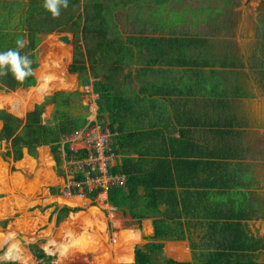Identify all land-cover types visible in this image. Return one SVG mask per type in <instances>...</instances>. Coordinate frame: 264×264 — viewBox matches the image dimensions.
Returning a JSON list of instances; mask_svg holds the SVG:
<instances>
[{
	"label": "crops",
	"instance_id": "1",
	"mask_svg": "<svg viewBox=\"0 0 264 264\" xmlns=\"http://www.w3.org/2000/svg\"><path fill=\"white\" fill-rule=\"evenodd\" d=\"M124 1L127 5L115 8L113 18V23L123 30L122 35L108 38L112 39V44L117 47L120 43L130 44V46H125V53L112 50L103 53L96 52L94 56V58L106 57L109 60H128V64H117L118 69L121 68L123 71L116 75L117 79L113 84L117 91L125 93L128 102L124 103L122 112L115 123L119 131L113 132L109 138L110 148L112 145L114 151L116 150L112 167L119 166L128 156L140 164L142 171H147L155 165V159L163 156L174 157L176 174L173 196L179 198L180 193L182 195L189 193L190 199L186 202L197 206L196 209L190 208L188 214L190 224L185 228V235L189 236L191 231L199 228L204 230L205 236H221V245L212 240L213 248L210 251L228 250L229 242L225 243L226 240L222 239V236L229 238L231 235H241L237 245L242 251H249L252 256L255 252H264V236L255 234V228L251 224L255 223V227L264 226V212H261L264 210V74L263 77L260 73L254 78L256 84H253L254 90L252 91V85L248 86L239 76L241 73L237 70L241 66L230 67L229 61H236L231 58L230 54L233 52L229 50V47L224 49L218 43L216 45L208 36L181 35L182 25H188L190 22L188 19L189 23H181L177 20L176 14L182 11V3L179 0H168L164 4H159L161 0H138L129 4L128 0ZM28 2L29 0H0V26L11 32L20 31ZM63 25L61 23L60 26ZM138 30L141 36H136L139 33ZM56 33L58 32L41 34L40 38L43 35ZM61 33V35H67L68 32ZM129 33L135 35L128 36ZM24 40L27 41V37ZM182 40L187 42L190 40V46L183 47ZM191 40L195 42L191 43ZM129 41L141 44L139 52L132 54L135 46L128 43ZM104 42L103 44L107 45ZM79 44L83 45L82 41ZM39 45L40 42L37 49ZM37 49V66L33 70L37 86L20 87L12 92L0 90V109L21 119L25 117L26 112L33 109L36 103H40L46 95L54 92L47 94L44 91L43 94L38 87L40 80L36 76V70L43 61L41 63L39 60ZM65 57L61 55L59 59L63 61ZM71 58L72 47L70 62ZM260 71L263 73V69ZM69 76L71 78L73 76L68 84L72 87L65 91H72L78 87L77 74L70 73L67 66V70L61 77L67 80ZM95 79L100 78L91 77L90 81ZM34 86L38 88V93L43 95L22 113V102L12 95ZM86 93L83 103L89 106L87 120L97 122V94L92 93L91 86ZM250 100L254 101V115L248 111ZM12 109L18 112L15 113ZM52 111L53 106L46 105L44 113L47 115L43 116V113L42 117L45 120L50 119ZM104 127L107 126L104 125ZM231 142H234L237 150L235 154L237 156L234 158L229 156ZM5 160H11L14 166L18 163L17 171L20 173L26 169L38 170V167L51 169L56 183L48 185L44 199L47 208H51L49 216L55 217V223L63 220L57 222L58 210L70 207L67 205L69 200L75 201L74 204L79 208V213H76L78 211L69 212L67 216L70 213L72 216L73 213L81 214L85 211L83 207L96 209L97 211L91 212L90 210L82 214H85V217L88 214L86 219L90 217L96 227L100 226V230H96L95 234V227L89 226L93 231L91 235L98 237L99 246L102 245L99 233L105 229L106 221L120 219L121 216L134 221V231H137L142 239L143 236L152 235L153 218L142 219L138 225L136 220L118 209L107 212L94 202L89 204L88 201V204L84 206L83 200L77 197L63 196L60 192V177L57 174V168L54 171L55 161L48 145L38 146L35 156L30 155L27 149L23 148V155L20 159ZM214 161L220 162L221 165L214 169L212 163ZM60 166L59 169H61ZM111 168L110 173H113ZM10 169L15 170L16 168L11 166ZM232 170L235 171V174H232L233 178H231ZM122 175L125 180V175ZM52 187H58V192L53 193ZM169 202H172V199L165 195L160 208L163 211L168 209V213L172 214L171 209L168 208ZM208 210H211V214L207 212ZM223 212L235 214L242 212L245 217L238 219V217L228 218L218 215ZM73 217L68 224L72 222ZM211 219L218 223L225 220L227 223L239 222L242 224L240 227L242 232L237 234L235 229L227 227L225 231L218 229L213 233L214 230L209 228ZM134 233L136 232L128 234V240L137 236ZM245 237L250 239L246 240ZM98 242L93 244L98 245ZM254 244H258V248H248ZM133 249L134 247L132 248V259Z\"/></svg>",
	"mask_w": 264,
	"mask_h": 264
},
{
	"label": "trees",
	"instance_id": "2",
	"mask_svg": "<svg viewBox=\"0 0 264 264\" xmlns=\"http://www.w3.org/2000/svg\"><path fill=\"white\" fill-rule=\"evenodd\" d=\"M138 0H128L137 2ZM168 0H161L159 4H164ZM27 9L24 10V20L20 31H10L0 26V52H6L9 49H15L17 39H25L27 37L26 46L19 49L21 55H28L32 60V69L37 66L36 49L40 42L41 34H49L53 32H68L72 35V58L68 65L70 73L77 74L78 87L72 91L57 90L46 95L40 103H36L32 110L26 112L23 119L0 109V141H5V151L2 153L4 159L11 158L13 161L20 159L23 155V148H26L32 156L36 155V149L41 145H48L53 155L57 174L60 177V186L64 183V174L59 169L61 164V138L64 135L82 128L88 122L89 106L83 103L84 95L87 94L84 89H80L85 85L91 86L92 93L97 94L96 104L97 115L96 120L101 125H106L111 135L115 132V126L119 115L122 112L124 103L128 102L125 93L117 91L114 87L116 75L123 69H118L117 64H128V60H109L105 58H94L96 52L117 51L125 53V46L130 44L120 43L117 47L112 39L108 37H119L122 35L116 24L113 23L115 17L114 10L118 6H126L124 0L117 2L116 0H68V7L60 9V16L53 18L51 13L43 8L44 0H29ZM63 23V26H60ZM260 36L262 37L259 48L260 65L264 73V13L259 19ZM136 36H141L140 30ZM135 34L129 33L128 36ZM82 41V44L79 42ZM106 41V42H104ZM190 42V40H188ZM107 43L106 44H103ZM189 42L182 40L183 47L190 46ZM195 40H191L194 43ZM204 42V41H203ZM135 46L132 54L139 52L141 44L138 42H128ZM131 51V50H130ZM129 52V48H128ZM99 63L101 65H99ZM229 65L241 66L230 60ZM116 66V67H115ZM262 74V72H261ZM100 78L90 81V78ZM263 77V75H262ZM36 80L34 74L29 76L23 83L16 82L11 73L5 77H0V90L12 92L20 87H29L35 85ZM51 104L53 111L51 118L45 120L42 114L45 106ZM119 131V130H118ZM233 135V134H231ZM230 157L237 155L234 142H231ZM65 158L69 159L74 156L69 152L67 145L63 146ZM111 150L114 147L111 145ZM235 151V153H233ZM214 169L221 163L212 162ZM225 164V162H224ZM187 165V164H185ZM133 169V171H132ZM113 173H122L125 180L121 184H115L108 188V201L116 207V209L128 214L132 219L136 220L140 225L141 220L145 218H153L152 235L143 236L144 243L135 245L133 249V264H264V261H257L253 258L251 252H244L238 248V240L241 235L222 236V239L228 243V250H213L207 253L201 263L193 261L191 252L188 251V236L185 235V228L189 226L190 220L188 215L190 208L196 209L191 203L186 202L190 199V194L186 193L177 198L173 196V187L175 186L176 161L174 157L163 156L155 159V165L147 171H142L140 164L136 163L131 157H125L119 166L111 168ZM235 174V171H231ZM82 174H79L81 177ZM53 193L58 192V187H52ZM189 192V191H187ZM97 190L90 194L94 198ZM165 195L172 199L168 208L172 214L168 213V209L161 210ZM169 195V196H168ZM1 196V195H0ZM78 207H63L58 210L57 222L64 219L69 212L78 211ZM211 214V210L207 211ZM213 215H215L213 213ZM219 216L241 219L245 215L240 213H218ZM209 228L214 232L226 230L227 227L235 229L236 233L242 232L241 223L223 221L218 223L211 219ZM7 220L2 222L3 227ZM214 235V234H213ZM208 238L220 243L221 236H209ZM244 238V237H243ZM246 238V237H245ZM250 238H246L249 240ZM235 240V241H234ZM217 244V245H218ZM172 247L178 256L166 255L167 247ZM258 244H254L249 249L258 248ZM35 263L33 264H57L54 262V255L47 254L37 243L28 244ZM21 260V259H20ZM0 264H25L13 261H0ZM127 264V263H126Z\"/></svg>",
	"mask_w": 264,
	"mask_h": 264
},
{
	"label": "rangeland",
	"instance_id": "3",
	"mask_svg": "<svg viewBox=\"0 0 264 264\" xmlns=\"http://www.w3.org/2000/svg\"><path fill=\"white\" fill-rule=\"evenodd\" d=\"M179 2L182 3V11L176 14L177 20L181 23L190 22L188 25H182L181 35L208 36L216 45L218 43L224 49L229 47V50L233 52L230 54L231 58L241 64V68L237 70L241 73L239 76L248 86L252 85L251 90L253 91L254 78L259 76L262 69L258 47L262 39L259 19L264 13V0H179ZM61 34L43 35L40 38L37 54L43 63L37 68L36 76L40 80L38 87L43 94L44 91L49 94L52 91L68 90L72 87L68 84L73 76L72 78L69 76L67 80L61 77L70 63L72 39L70 42L62 41L59 38ZM67 35L71 38V34L67 33ZM61 55L67 58H63L62 61L59 59ZM50 81H52L51 84ZM35 86L12 95L22 102V113L43 95L38 93V88ZM253 108L254 101L250 100L248 111L254 115L255 109ZM12 110L15 113L18 112ZM46 115L47 113L43 114V116ZM1 142L3 145L0 148V195L3 194V196H0V261L35 263V259L29 252L28 244L37 242L48 254L55 256L54 262L57 264H125L132 257L134 245L143 244L144 241L139 237V233L134 231V221L121 216L120 219L106 221L105 229L99 233L102 243L99 246L98 237L91 235L93 231L89 226L95 227L94 234L96 230H100V226L96 227L90 217L86 219L88 214L86 217L82 214L90 210L91 212L97 211L87 209L89 207H83L85 211L79 215L76 214L79 211L73 213V216L76 215L74 217L70 213L65 219L55 223V217L49 216L51 208H47L44 199L46 188L55 182L53 172L49 167L46 169L38 167V170L26 169L20 173L17 171L18 163L14 166L11 160L2 158L5 143ZM11 166L16 169L11 170ZM53 168L55 171V164ZM74 203L75 201L69 200L67 205L75 207ZM261 212L263 213L264 210ZM72 217V222L68 224ZM5 219L8 220L6 227H3L2 222ZM251 224L255 228V232L253 231L255 234L264 236V230H262L264 226L255 227V223ZM203 231L199 228H195L193 232L189 231L191 234L187 241L189 244L187 249L191 252L193 261L199 263L213 248L211 245L213 239L205 236ZM132 232H136L134 234L138 237H134L137 240L127 245L128 234ZM115 233L116 237H114ZM9 236L12 238L8 240L10 242L5 240ZM96 242L98 245L93 244ZM11 243L17 244L20 249V256L17 260L7 257L8 246ZM61 246H68L64 255L60 254ZM176 249L174 251L168 246L166 255L178 256ZM253 257L258 261H264V252H255Z\"/></svg>",
	"mask_w": 264,
	"mask_h": 264
},
{
	"label": "built area",
	"instance_id": "4",
	"mask_svg": "<svg viewBox=\"0 0 264 264\" xmlns=\"http://www.w3.org/2000/svg\"><path fill=\"white\" fill-rule=\"evenodd\" d=\"M89 91V86L83 87ZM111 133L107 127L98 122L89 121L61 138V171L64 183L60 192L65 197H77L84 202V206L94 202L103 211L113 212L116 208L108 201V188L122 183V174L110 173L115 153L110 148ZM67 145L74 156L65 158L63 146ZM79 174H82L79 177ZM97 190L94 198L90 194Z\"/></svg>",
	"mask_w": 264,
	"mask_h": 264
},
{
	"label": "clouds",
	"instance_id": "5",
	"mask_svg": "<svg viewBox=\"0 0 264 264\" xmlns=\"http://www.w3.org/2000/svg\"><path fill=\"white\" fill-rule=\"evenodd\" d=\"M68 7V0H44L43 8L51 13L53 18L60 16V9ZM16 48L6 52H0V77H5L11 73L13 79L18 83H23L33 74L31 67L32 60L28 55H21L19 49L26 46L23 39L16 40ZM47 79V78H46ZM127 264H133V259L129 258Z\"/></svg>",
	"mask_w": 264,
	"mask_h": 264
},
{
	"label": "bare ground",
	"instance_id": "6",
	"mask_svg": "<svg viewBox=\"0 0 264 264\" xmlns=\"http://www.w3.org/2000/svg\"><path fill=\"white\" fill-rule=\"evenodd\" d=\"M11 237H7L5 238V240H9ZM12 239V238H11ZM136 237L132 238V239H129L127 240V245H131L132 243H134L136 241ZM4 240V241H5ZM10 242V241H8ZM73 242V241H72ZM126 244V243H125ZM9 249L7 251V257H9V259H12V260H17L20 256V249L19 247L17 246V244L15 243H11L10 246H8ZM68 246H61L59 249H60V254L61 255H64L66 253V249H67Z\"/></svg>",
	"mask_w": 264,
	"mask_h": 264
},
{
	"label": "water",
	"instance_id": "7",
	"mask_svg": "<svg viewBox=\"0 0 264 264\" xmlns=\"http://www.w3.org/2000/svg\"><path fill=\"white\" fill-rule=\"evenodd\" d=\"M60 39L66 41V42H70V38L67 35H61ZM1 147H2V142H0V148Z\"/></svg>",
	"mask_w": 264,
	"mask_h": 264
}]
</instances>
